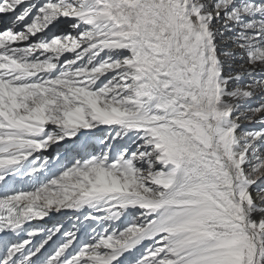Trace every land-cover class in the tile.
I'll return each instance as SVG.
<instances>
[{
    "label": "snow or ice",
    "instance_id": "obj_1",
    "mask_svg": "<svg viewBox=\"0 0 264 264\" xmlns=\"http://www.w3.org/2000/svg\"><path fill=\"white\" fill-rule=\"evenodd\" d=\"M0 264H264V0H0Z\"/></svg>",
    "mask_w": 264,
    "mask_h": 264
}]
</instances>
